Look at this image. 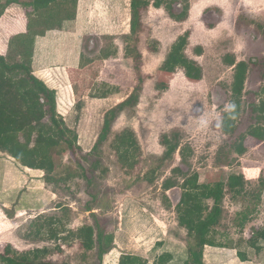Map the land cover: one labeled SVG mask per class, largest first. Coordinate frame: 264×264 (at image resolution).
<instances>
[{
	"label": "rangeland",
	"instance_id": "374dc122",
	"mask_svg": "<svg viewBox=\"0 0 264 264\" xmlns=\"http://www.w3.org/2000/svg\"><path fill=\"white\" fill-rule=\"evenodd\" d=\"M109 1L112 0H107L106 5L102 3L101 9L95 8V4L89 8V18L103 22L77 28L72 50L67 48L70 41L52 35L48 37L46 58L41 55L46 50L43 45L36 57L35 75L61 91L59 116L77 133L80 147L76 155L71 152L58 159L54 175L60 179L73 173L75 178L67 186L58 180L46 183L43 171L23 167L0 150V251L9 244L19 251L60 246L62 252L54 254V263L82 264L77 253L80 251L79 237L69 231L93 224L91 212L101 216L115 236L114 247L104 255L102 264H120L117 259L129 254L123 248L129 250L146 241L144 245L151 246L163 237V232L169 243H185L187 247V233L198 222L204 201L179 187L166 192L168 200L164 196L161 188L164 179L182 163L178 152L173 157L165 156L166 150L160 140L164 134H177L183 144L193 148L190 167L200 174L201 182L218 180L225 169L243 173L250 184L247 196L226 195L224 216L218 226V231L225 235L222 239L236 248H206V264H264V248L257 251L248 242L264 225L263 196L260 203L255 198L264 180V125L254 124V116L247 107L250 101L259 98L257 93L264 87V0H178L176 12L187 8L180 20L171 17L165 7L150 6L145 22L150 27L151 39L158 42H153L157 51H149L151 40L143 44L142 51L143 70L151 77L145 83L138 107L123 114L114 126L115 131L125 126L135 129L143 152V162L137 171L145 173L149 166L158 167L156 180L145 190L137 183L128 187L122 181L125 175L116 167H111L102 182L88 184L78 165L79 157L86 167H91L98 159L110 164L109 155L95 152L94 147L106 112L126 99L136 85L134 61L124 54L125 36L130 33V0L112 1L108 5ZM19 17L27 21L20 4L11 5L2 16L0 54L8 52V39L16 30L10 27V22L20 20ZM186 32H189V39L185 63L173 64L160 73L158 78L166 87L159 88L158 68L172 45ZM110 43L119 47L116 57L79 67L77 58L81 53L95 57ZM229 54L238 61L252 62L245 84L242 114L233 135L225 134L221 128L222 114L230 106L235 72L234 66L224 60ZM64 55L72 58L67 62L77 60V63L65 67L62 76L64 69L56 67L64 62L60 58ZM49 59L58 66L49 64L52 67L48 68V64L44 65ZM99 81L119 85L121 91L107 98L91 97L95 85L102 86ZM244 133L248 135L246 153H230ZM105 193L112 197L114 204L102 210L97 202H92V196ZM247 207L252 213L248 215L250 221L242 228L241 212ZM40 214L53 219L51 226L58 231L57 236L49 240L27 238L29 223ZM156 247L157 244L147 253L148 264L149 261L156 264L162 255ZM238 249L246 251L249 260H241Z\"/></svg>",
	"mask_w": 264,
	"mask_h": 264
},
{
	"label": "trees",
	"instance_id": "16d2710c",
	"mask_svg": "<svg viewBox=\"0 0 264 264\" xmlns=\"http://www.w3.org/2000/svg\"><path fill=\"white\" fill-rule=\"evenodd\" d=\"M181 3V2H180ZM13 4L23 6L27 18V29L24 33L12 35L8 40V52L0 54V150L7 153L23 167L44 172L46 183L52 180L61 181L64 186L75 178L71 173L64 178H56L54 170L58 159L73 152L77 154L78 135L69 128L64 119L59 116L57 91L51 88L43 79L35 75L34 56L36 42L39 36H45L48 31L62 30L64 20H74L78 0H0V20L5 12ZM178 0H130L131 22L130 33L125 36V57L134 61L136 72V85L127 95V98L108 110L104 117L102 132L95 144V152L109 155L110 166L100 159L94 161L91 167H86L81 158L78 165L81 167L83 177L88 184L102 182L109 173L111 167L122 171L125 175L123 182L128 187L139 184L141 190L151 186L156 180L158 167L149 166L148 170L137 171V167L143 162V152L138 135L131 126H125L115 131L114 126L119 118L131 110H135L141 99L146 81L151 75L143 70L144 55L143 44L147 45L149 51H157L155 44L157 40L151 39L152 33L145 17L150 6L157 8L165 7L169 15L177 20L183 19L187 8L176 12ZM21 20V18L19 17ZM189 32L181 35L172 45L165 60L158 68L157 86L166 87L158 78L160 73L165 72L173 64L185 63V50L188 45ZM154 42V43H153ZM119 48L113 43L103 47L99 55L88 57L81 53L79 67L96 60H107L116 57ZM225 62L234 66V80L231 85V100L229 109L223 112L221 128L227 135H233L237 129V119L242 114L244 103V90L248 78L251 61H238L234 55H226ZM256 64V63H255ZM102 86L95 85L91 97L107 98L116 91H121L119 85L99 81ZM259 98L250 101L248 110L254 116L255 125H264V87L257 93ZM247 133L238 137L235 147L230 149L234 155H243L247 151ZM161 144L165 147V156L173 157L177 152L181 157L182 165L172 169V175L164 179L161 188L166 192L179 187L180 189L196 194L204 201L202 214L194 229L187 233L188 260L185 264H205L203 260L204 247H231L228 241L222 238L225 236L218 231L224 216V199L227 194L233 197L247 196L249 181L240 172H220L219 179L214 182H201L200 174L192 171L190 158L193 155V148L189 144H183L177 134H164L161 137ZM80 148V147H79ZM187 167V170L183 167ZM228 165H232L229 163ZM134 178V180H132ZM135 176V177H134ZM129 179H126L128 178ZM127 180V181H126ZM136 184V185H137ZM264 180H261L257 191L256 200L262 201ZM92 202H97L99 208H111L113 201L109 194H94ZM199 209V208H197ZM91 210V209H89ZM251 208L241 212L240 226L244 228L250 221L248 215L252 213ZM250 211V213H249ZM93 224H86L77 230L69 233L78 236L80 248L77 253L82 264H102L104 255L113 247L115 236L102 217L91 212ZM53 220V219H52ZM52 220L38 215L29 223L30 230L27 238L34 240L52 239L57 236L58 231L53 230ZM249 245L261 251L264 248V225L263 229L257 231V235L248 240ZM160 243H157V246ZM62 252L60 246L37 247L25 251L15 249L11 244L7 245L4 251H0L1 264H60L53 261L54 254ZM238 255L243 261L249 260L246 251L238 249ZM169 253L159 256L156 264H165L171 260ZM120 264H148V260L132 254H123L120 257ZM62 264H66L62 262Z\"/></svg>",
	"mask_w": 264,
	"mask_h": 264
},
{
	"label": "crops",
	"instance_id": "0c3cea01",
	"mask_svg": "<svg viewBox=\"0 0 264 264\" xmlns=\"http://www.w3.org/2000/svg\"><path fill=\"white\" fill-rule=\"evenodd\" d=\"M113 2L114 1H117V2H120V0H112ZM112 1H109L108 2V5L110 4V2L112 3ZM106 2L107 0H78V5H77V9H76V16H75V19L74 20H70V19H65L64 20V28L62 30H52V31H48L46 33L45 36H39L37 38V42H36V50H35V56H34V64L36 63V57H38L39 53L42 51V48L43 46H45L46 50L42 52L41 55H44L43 56V59H45V55L49 50H47V41H50V39L48 38L49 36H61L62 40H68L70 41L71 45L67 48H71L72 50V42L76 41L75 38H76V29L79 28V27H82V28H88V26H92V25H97L99 24L100 22H103V21H97L96 20H93L91 18H89V14L91 11H89V8L91 9V7H94V4H95V8H98V9H101L102 7V3L103 5H106ZM105 3V4H104ZM10 9V8H9ZM96 11V9H94V12ZM130 16H131V9H130ZM21 17V16H20ZM94 17V16H93ZM22 18V17H21ZM91 20V21H90ZM105 20V19H104ZM131 20V19H130ZM105 22V21H104ZM11 25L10 27L12 29H16L15 32L12 34V35H15V34H19V33H24L27 29V21L24 22L23 19L21 20H15L13 22H10ZM90 23L92 25H90ZM79 34V33H78ZM10 35V37L12 36ZM76 35V36H75ZM9 37V38H10ZM9 40V39H8ZM79 40V38H78ZM77 40V41H78ZM43 45V46H42ZM119 48V47H118ZM69 50V52L71 51ZM81 56V54H80ZM80 56L77 58V60L80 61ZM48 58H50V56H48ZM52 59H54V57H51ZM60 58L63 59V63L61 64V66L59 67L58 64L56 65L55 62L52 60L49 59V62L51 61L52 63H49V62H45L44 61V65H47L48 68L49 67H52L54 65L58 66L56 67L57 69H64L63 72H62V76H63V73L66 72L65 71V67H70V66H73L75 63H77L76 61L74 62V60L72 62H67V61H70V59L72 60L71 57H69V55H64V56H61ZM38 61V59H37ZM49 64H52L49 65ZM78 65H79V62H78ZM35 68V67H34ZM47 68V69H48ZM42 79V78H41ZM47 83V81H46ZM49 85V83H47ZM50 86V85H49ZM52 88H55L56 91H57V86H52ZM60 93L61 91H57V102H58V109L60 110L61 108V104H60ZM30 169V168H29ZM263 200H264V193H263ZM163 237H160L158 239H156V241L150 246L149 245H144L145 243H140V244H137V245H134L135 247H127V248H132V249H125L123 247H120V249H124V251H127L129 252V254H132V255H137V256H140V257H143V258H149V255L147 254L157 243H160V245H158L156 248L157 251H159V254H164V253H169L171 255V260H169L167 263L165 264H183L187 261L188 259V250H187V247L185 245V243H182L181 245H174L172 243H169V241L166 239V233L163 232ZM170 240H172L173 238H169ZM206 248H215L214 246H209V245H206L205 246V249H204V263L206 264L205 262V254L206 252L208 251V249ZM118 261H120V259L118 258L117 259ZM149 264H154L152 261H149Z\"/></svg>",
	"mask_w": 264,
	"mask_h": 264
}]
</instances>
